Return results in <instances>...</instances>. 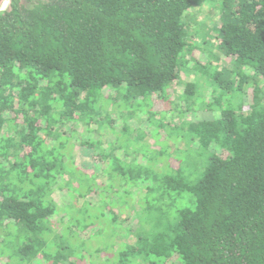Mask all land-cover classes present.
<instances>
[{
	"label": "trees",
	"instance_id": "trees-1",
	"mask_svg": "<svg viewBox=\"0 0 264 264\" xmlns=\"http://www.w3.org/2000/svg\"><path fill=\"white\" fill-rule=\"evenodd\" d=\"M223 4L217 38L226 59L193 68L185 55L192 0H10L0 11V264H72L59 233L66 224L75 229L76 207L93 193L83 189L73 151L94 150L105 165L101 178L115 163L103 144L73 134L101 121L107 91L124 90L131 106L155 96L171 102L186 65L197 74L215 66L223 95L249 83L252 103L248 112L220 110L212 128L197 133L201 156H209L204 172L194 178L175 161L165 180L144 178L152 182L146 200L157 193V202L169 194L191 201L168 234L160 230L166 213L147 208L161 233L152 248L159 261L150 264H264V0ZM184 89L185 100L197 95L192 82ZM175 112L178 124L187 122L186 112ZM144 240L137 236L133 257Z\"/></svg>",
	"mask_w": 264,
	"mask_h": 264
},
{
	"label": "rangeland",
	"instance_id": "rangeland-1",
	"mask_svg": "<svg viewBox=\"0 0 264 264\" xmlns=\"http://www.w3.org/2000/svg\"><path fill=\"white\" fill-rule=\"evenodd\" d=\"M192 1L194 6L185 17L189 37L192 36L190 52L189 48L185 51L191 61L190 68L197 62L209 63V60L220 65L223 58L226 59L218 48L217 38L223 13L228 9H224L225 0ZM9 5L10 0H0V11L7 10ZM187 67L180 69L178 81L170 92L171 102L164 104L155 96L151 101L146 98V101L140 100L131 106L122 99L124 90H115L112 95L107 91L105 97L112 98L110 106H105L101 111V121L90 131L86 126V132L75 135L71 126L66 132L68 137L73 134L76 138L100 142L105 148L104 153L115 162L114 168L107 169L111 173L101 178L105 165L99 161L94 150L76 146L73 151V159L81 169L77 171L85 178L83 189L90 191V185L93 193L76 207L82 212L75 229L69 231L66 224V233H59V244L67 257L71 258L72 264L157 263L159 259L152 253L155 244L153 237L160 235V230L168 234L170 227L177 222L178 212L190 206L191 201L189 196L180 198L169 194L168 200L157 202V193L146 200L144 188L152 182L146 183L144 178L151 175L165 180L177 169L175 161L184 162L187 174L195 173V178L198 172H204L209 161L208 155L201 156L197 133L210 130L222 109L233 108L238 113L250 109L252 88L249 83L244 86L243 92L230 91L223 95L211 76L216 71L215 66L210 74L202 70L199 74L196 71L190 73ZM188 82L196 85L197 95L185 100L182 95ZM118 92L121 98H118ZM163 97L161 100L169 96ZM211 102L214 109L209 104ZM175 110L186 112L183 120L187 122L178 124L175 118L179 114ZM78 127L83 129L81 124ZM93 173L95 175H89ZM132 177L140 181L135 183ZM153 205L167 215L160 230L154 221L157 214H149L147 209ZM127 218L130 220L126 221ZM66 222H69L68 218ZM137 236L145 239L140 247L143 253L133 257V252L137 250Z\"/></svg>",
	"mask_w": 264,
	"mask_h": 264
}]
</instances>
